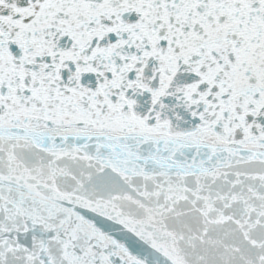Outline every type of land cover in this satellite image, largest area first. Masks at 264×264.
Instances as JSON below:
<instances>
[{
    "label": "snow or ice",
    "instance_id": "obj_1",
    "mask_svg": "<svg viewBox=\"0 0 264 264\" xmlns=\"http://www.w3.org/2000/svg\"><path fill=\"white\" fill-rule=\"evenodd\" d=\"M0 264H264V0H0Z\"/></svg>",
    "mask_w": 264,
    "mask_h": 264
}]
</instances>
